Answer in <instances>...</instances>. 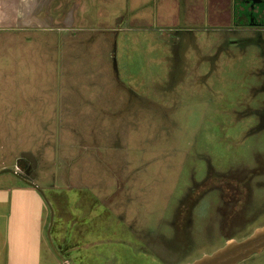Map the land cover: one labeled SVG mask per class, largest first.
<instances>
[{
	"label": "rangeland",
	"instance_id": "1",
	"mask_svg": "<svg viewBox=\"0 0 264 264\" xmlns=\"http://www.w3.org/2000/svg\"><path fill=\"white\" fill-rule=\"evenodd\" d=\"M97 12L78 34L0 32V264H65L55 243L80 200L110 214L98 248L71 247L66 264H188L251 235L264 225V30L239 28L224 0ZM29 170L39 188L18 176Z\"/></svg>",
	"mask_w": 264,
	"mask_h": 264
},
{
	"label": "crops",
	"instance_id": "2",
	"mask_svg": "<svg viewBox=\"0 0 264 264\" xmlns=\"http://www.w3.org/2000/svg\"><path fill=\"white\" fill-rule=\"evenodd\" d=\"M103 1L0 0V32H4L1 34L6 38L14 33L25 36L28 32L82 33L92 18L98 19L97 9ZM224 1L232 3V0ZM118 19L119 17L116 20ZM0 46L4 47L1 42ZM34 246L39 250L40 241L35 242Z\"/></svg>",
	"mask_w": 264,
	"mask_h": 264
},
{
	"label": "flooded vegetation",
	"instance_id": "3",
	"mask_svg": "<svg viewBox=\"0 0 264 264\" xmlns=\"http://www.w3.org/2000/svg\"><path fill=\"white\" fill-rule=\"evenodd\" d=\"M245 1V4H247V15H244V16H241L240 19H248L250 21V26H239V28H242V27H247V28H252V29H255V30H264V0H244ZM236 7V0H232V8L235 9ZM240 10H244V8H240ZM233 20H234V12H233ZM21 160V159H20ZM19 160V163H21ZM18 163V164H19ZM32 169L33 168V165L31 167H29V165L26 164V169ZM33 171H30L26 174L24 173H18V176L20 177L21 181L23 183H25L26 185H30L35 187V188H39L35 183H34V179H35V176L32 175L31 176V173ZM226 176V174H224ZM236 177V176H235ZM226 182H221V183H215L217 186L220 187V191H221V195L223 198L226 197V190L228 191L230 189V187L232 186L231 185V182H238L236 179L234 178H230V175L226 177ZM237 179H240L239 181L241 182V184L239 185L241 188H243L245 190L246 188V193L247 192V189L249 187V185H247V183H245V178H239V177H236ZM244 183V184H243ZM237 189V188H236ZM244 193V192H243ZM81 194V193H80ZM240 194V193H239ZM193 195V194H192ZM192 201L194 199H191ZM185 203V202H184ZM184 203H182V206L180 208V210L182 211L183 209V205ZM74 206V205H73ZM189 207V205H187ZM73 208V207H72ZM77 211V209L73 208L72 210V213L73 211ZM237 210V208H236ZM107 211V210H106ZM180 211V214L176 217L175 220V223H174V226H175V230L178 232L182 229V227L184 226V224L187 222L188 220V217L190 215V207L188 208V212H185L186 215L184 216L183 215V212ZM107 213L110 214L109 211H107ZM52 215L54 216V210L52 209ZM65 216L70 218L71 220V223L69 224V226L71 225V227L69 228V226L67 228H63V232H64V239H60L59 238V242L55 243L58 245V253L60 254V256L65 260L64 263H68L70 260H72V256H70V253H68L70 251V248L71 247H76V246H84V245H88L90 246L88 240H87V237H88V232L92 231V225H97V224H93V223H89V219L86 220V221H81V220H78V218L76 217V213H73V214H70V213H65ZM182 217H183V221H182ZM73 222V223H72ZM185 222V223H184ZM264 226V225H263ZM263 226H260V227H263ZM258 227V228H260ZM52 228H53V223L51 224L50 226V233L52 231ZM97 228V227H96ZM129 230V233L131 232L130 229ZM68 231V232H66ZM101 232H105V230H103V227L100 228V233ZM98 232V235L100 234ZM133 235V238L135 237L133 233H131ZM130 234V235H131ZM131 235V236H132ZM178 236V235H177ZM80 237L81 239L83 237H85V240H80V242H77V238ZM99 239H98V242H100V240L102 239L101 236H98ZM108 237V236H106ZM248 237V236H247ZM111 238H114L115 239V242L118 243L119 242V237H117V235H111ZM246 238V237H245ZM244 239V238H243ZM123 240V239H122ZM124 240H127V239H124ZM123 240V241H124ZM229 240H237V239H233L231 236L228 235V237L226 238V243L229 241ZM242 240V239H241ZM135 241H139V242H142L143 240L141 238H138L137 236L135 237ZM125 242V241H124ZM144 242V241H143ZM78 243V244H77ZM91 243H93L91 241ZM127 244H130L132 242H129V241H126ZM80 244V245H79ZM92 246L94 247L95 245L92 244ZM95 248H98V246H95ZM65 252L67 254H65ZM114 249H113V252H112V256H114ZM114 259V258H113ZM193 262V261H192ZM78 264H80V262H77Z\"/></svg>",
	"mask_w": 264,
	"mask_h": 264
},
{
	"label": "water",
	"instance_id": "4",
	"mask_svg": "<svg viewBox=\"0 0 264 264\" xmlns=\"http://www.w3.org/2000/svg\"><path fill=\"white\" fill-rule=\"evenodd\" d=\"M31 184V183H30ZM49 203V202H48ZM50 205V204H49ZM53 223V215L52 222ZM49 229V234H50ZM264 252V226L242 240H229L224 246L188 264H240Z\"/></svg>",
	"mask_w": 264,
	"mask_h": 264
},
{
	"label": "trees",
	"instance_id": "5",
	"mask_svg": "<svg viewBox=\"0 0 264 264\" xmlns=\"http://www.w3.org/2000/svg\"><path fill=\"white\" fill-rule=\"evenodd\" d=\"M241 7L244 8V10L241 11L240 10ZM247 13H248L247 4H245V1L244 0H236V7L234 9V22L236 23V25H238V26H250L249 25L250 21L247 18L246 19H240L241 16L247 15ZM80 199L83 200V198H80ZM92 203H91V206L88 205V206H90V211H89V209H88V211L86 210L85 203L83 201H81V200L79 202H76V205H74L75 209H77V211L75 210L77 218L80 216L81 217V221H86V220L89 219V221H88L89 223L97 224V225H94V226L92 225L91 226L92 227V229H91L92 231H90V232H94V234L93 235H88L87 240H88V242L90 240L89 244H95V243L98 242V239H99L98 232L100 233V228H101V223H100L99 219L102 217V215H104L105 218H107V216H108L106 210L105 211H100L99 213L97 211L93 210L95 205H93ZM99 203H100V201H99ZM90 232H88V234ZM78 238L80 240H83V241L85 240V237H83L82 239L80 237H78ZM78 238H77V240H78ZM91 238H93V239H91ZM122 239L124 240V238H122ZM122 239L119 238L120 241H123ZM95 240H97V241H95ZM91 241L93 243H91ZM125 243H126V241H125ZM117 245H118V243H117ZM115 255H116V253H115ZM111 256H112V254L108 258H111ZM111 262H116V261H115V259L111 258L109 263H111ZM107 263L108 262H106V264Z\"/></svg>",
	"mask_w": 264,
	"mask_h": 264
}]
</instances>
